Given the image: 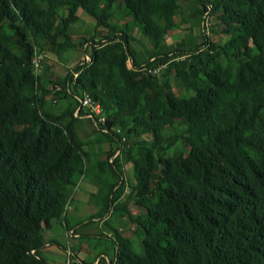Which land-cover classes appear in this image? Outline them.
Wrapping results in <instances>:
<instances>
[{
  "label": "trees",
  "instance_id": "trees-1",
  "mask_svg": "<svg viewBox=\"0 0 264 264\" xmlns=\"http://www.w3.org/2000/svg\"><path fill=\"white\" fill-rule=\"evenodd\" d=\"M180 1L0 0V264H47L45 231L64 218L79 179L94 174L104 188L100 217L124 189L127 162L142 199L128 217L150 248L136 251L112 228L110 254L94 264H264V0H195L207 47L171 56L159 50L180 26ZM79 9L95 24L75 40ZM116 9L141 26L153 60L137 62L128 23L110 21ZM82 47L90 59L64 77L36 73L43 52ZM160 65V76L147 70ZM83 91L106 112L102 139L116 147L105 159L85 150L75 126ZM68 98L74 107H45ZM168 129L184 152L165 142Z\"/></svg>",
  "mask_w": 264,
  "mask_h": 264
},
{
  "label": "rangeland",
  "instance_id": "rangeland-1",
  "mask_svg": "<svg viewBox=\"0 0 264 264\" xmlns=\"http://www.w3.org/2000/svg\"><path fill=\"white\" fill-rule=\"evenodd\" d=\"M180 4L182 7V12L176 16V19L180 22V26L167 35L163 47L159 50V52L163 53L170 52L169 55L171 56L173 54L171 52L173 51L177 52V50H190L198 46H203V48L207 47V45L204 43V35L206 34L207 26H209V20L204 19L199 14L200 7L195 0H181ZM84 14L87 15L86 12L81 10L79 13L80 20L72 24L71 34L75 40H79L81 37H88L93 31L94 25L92 20L82 18ZM129 20L130 18L128 17L124 18L123 20L117 9L114 11L110 19V21L114 24H119L121 22L128 23V27L125 28V30L128 34H130L129 45L134 51L137 62L140 64L149 60L152 56L158 53V51L154 52L153 43L142 33L141 26ZM84 48L85 47L80 49L67 48L62 53L61 58H58L54 53L48 51L43 52L37 58V67L35 71L37 74L44 76L45 80H58L59 78L64 77L76 63L86 60L84 56ZM87 50L89 51V47H87ZM131 62L132 61L130 59L129 63L131 64ZM45 66H48V69L45 70ZM163 72H165V65L161 67L160 71L157 73V76H160ZM171 84L177 93H184V88L173 76H171ZM74 106L75 101L71 98H68L57 101L48 100L45 107L49 111L58 113L64 110L66 107L72 108ZM82 118L83 119H79L76 122L75 126L80 134V137L85 141V150L89 151L90 154H94V158L96 159H105L106 152L110 149L113 150L116 147V144H110L107 140L102 139V133L100 129L91 125L90 120L84 117ZM165 133L167 136L165 142H171L173 150L176 152L180 150H183L184 152L186 150V147H183L179 137L176 135L175 130L168 129ZM122 171V175L124 176L123 180L125 182L124 189L122 193H120L116 198L114 205L110 206L109 210L112 209L110 217L106 220L104 218L96 220V225L99 224L100 227L94 228L92 226V230L98 237H92L90 238L91 240L85 239V241H83V245L85 246L88 253L87 261L92 259V255L96 257L95 259H103L107 258V256H105L106 254H110L109 247L111 245V237H115V233L113 230L109 231V225L112 228H116L120 236L123 238H128L132 242L133 248L136 251L142 252L144 249L147 250L150 248V244L142 241L143 235L141 233L135 232L137 229L136 224L132 223L128 217V213L136 215L142 211V199L136 196L135 191L132 188L134 184V178L131 165L124 163L122 165ZM95 177L96 175L94 174L87 175L83 177L84 179L82 183L86 187L89 185L93 186V193L96 194V196H99L102 194V192H104V188L98 186L94 182ZM104 178H107L108 180L111 179L109 175H106ZM77 205L76 199H71L69 202L70 212L73 208H76ZM86 217H88V215ZM84 218L85 217L82 215L80 221H83ZM52 226H54V230L60 229V231L63 233L62 227H56L57 225L55 223L52 224ZM118 227H120V229H118ZM78 240L79 239H76V241ZM72 243L73 241L71 240V244ZM53 244L59 248L67 245L64 239H59ZM78 255L80 257H85L82 252H80ZM60 260L63 261L62 258H60Z\"/></svg>",
  "mask_w": 264,
  "mask_h": 264
},
{
  "label": "crops",
  "instance_id": "crops-1",
  "mask_svg": "<svg viewBox=\"0 0 264 264\" xmlns=\"http://www.w3.org/2000/svg\"><path fill=\"white\" fill-rule=\"evenodd\" d=\"M81 10L82 9L78 10V15ZM87 15L84 14L82 18H85L87 20L88 19L92 20L93 25H94L95 24L94 19L89 14ZM78 20H80V15H79ZM71 28H72V24L70 26V33L72 32ZM87 55L88 54H84L85 58ZM129 62H130V59L127 62V66L131 67L132 62L131 64ZM127 163L130 164L129 162ZM132 174H133V171H132ZM83 179H84L83 177L79 179L77 185L72 189V192H71V199H76L77 204H78L77 207L73 208L71 212L68 207L64 218L60 222L55 223L57 225L56 227L60 226L63 228V233L60 231V229L54 230L55 225L51 226L49 229L45 231L46 237L52 241V242L46 243L41 251L42 256L45 258L47 264H64L67 251L72 252V254L78 260L79 259L85 260L89 264L95 263L96 257L94 255H92L91 260L87 261L88 253H87L85 246L83 245V241H85V239L91 240L90 238L96 237L95 232L92 230V226L94 228L100 227L99 224L96 225L95 221L99 220L100 218H104L105 220L109 218L111 214V210L107 211L105 214H103L100 217L99 216L95 218L92 217L101 211V204L104 200L103 197H104L105 191L102 192V194H100L99 196H96V194L93 193L94 192L92 188L93 186L89 185L86 187L85 185H83L82 183ZM122 179H124L123 175H122ZM82 215L85 218L83 221H80ZM87 215L88 217H86ZM88 218H93V222L87 221ZM69 229L74 230V235L68 234ZM118 229H120V227H118ZM112 230H113L112 227L109 225V231H112ZM59 239H62V240L64 239L67 245L64 247H60V248L54 245L53 243L57 242ZM76 239H79V240L76 241ZM71 240L73 241L72 244H71ZM80 252H82L85 257H80L78 255ZM60 258H62L63 261H61Z\"/></svg>",
  "mask_w": 264,
  "mask_h": 264
},
{
  "label": "built area",
  "instance_id": "built-area-1",
  "mask_svg": "<svg viewBox=\"0 0 264 264\" xmlns=\"http://www.w3.org/2000/svg\"><path fill=\"white\" fill-rule=\"evenodd\" d=\"M39 56V55H38ZM38 56H36L34 58V65H35V69L37 67V58ZM90 57L89 55L86 56V60H89ZM154 58H151V60H153ZM163 65L160 66H156V67H151V68H147V70L151 73H158L161 69ZM145 67V66H144ZM73 74V77L75 78L77 75V72L71 71ZM77 98V106L73 112L74 116H77L79 118H89L91 119V121L93 122V124L99 128L101 131H108L109 128H107L104 124L106 121V112L103 110L102 106L100 105V103H98L97 101H95L92 96L90 95V93L83 91L80 95L76 96ZM81 110L83 111V113H81ZM112 130H114L117 133H121V129L118 127H111ZM125 140V135L121 134V141L123 142ZM121 148L116 149L114 156L120 153ZM69 207V203L67 204L66 208ZM68 234L69 235H74V230L73 229H69L68 230ZM72 254V252L67 251L66 253V260H65V264H76V262L78 261V259ZM107 260V258H106ZM98 261V259L95 260V263Z\"/></svg>",
  "mask_w": 264,
  "mask_h": 264
}]
</instances>
